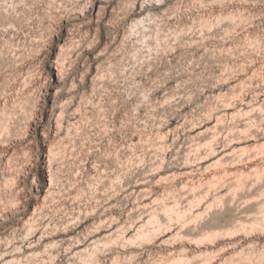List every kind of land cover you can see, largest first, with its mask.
I'll return each mask as SVG.
<instances>
[{
	"label": "rangeland",
	"instance_id": "1",
	"mask_svg": "<svg viewBox=\"0 0 264 264\" xmlns=\"http://www.w3.org/2000/svg\"><path fill=\"white\" fill-rule=\"evenodd\" d=\"M257 223L264 0H0V264H241Z\"/></svg>",
	"mask_w": 264,
	"mask_h": 264
},
{
	"label": "bare ground",
	"instance_id": "2",
	"mask_svg": "<svg viewBox=\"0 0 264 264\" xmlns=\"http://www.w3.org/2000/svg\"><path fill=\"white\" fill-rule=\"evenodd\" d=\"M260 227V231H253V230H246L245 236L246 238H253V239H259L258 241H264V224L263 223H257ZM252 240V239H251ZM261 241V242H262ZM260 250V251H259ZM232 254L237 256L238 259H240L241 264H245L247 261V259H249L251 256H256L258 259V264H264V246H261V248L254 249L251 252H244L243 249L239 250L237 249V247H233L232 248ZM252 259V258H251ZM251 261V260H250Z\"/></svg>",
	"mask_w": 264,
	"mask_h": 264
}]
</instances>
